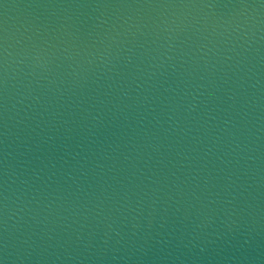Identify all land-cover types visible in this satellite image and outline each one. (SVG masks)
I'll return each instance as SVG.
<instances>
[{"label":"water","instance_id":"95a60500","mask_svg":"<svg viewBox=\"0 0 264 264\" xmlns=\"http://www.w3.org/2000/svg\"><path fill=\"white\" fill-rule=\"evenodd\" d=\"M0 264H264V0H0Z\"/></svg>","mask_w":264,"mask_h":264}]
</instances>
